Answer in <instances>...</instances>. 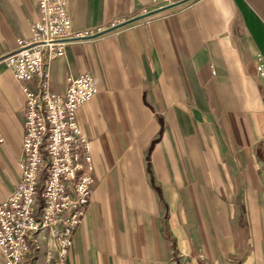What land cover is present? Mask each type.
<instances>
[{
	"label": "crops",
	"instance_id": "crops-1",
	"mask_svg": "<svg viewBox=\"0 0 264 264\" xmlns=\"http://www.w3.org/2000/svg\"><path fill=\"white\" fill-rule=\"evenodd\" d=\"M67 9L80 35L51 60L50 88L87 72L97 91L77 111L94 168L66 264H264V0ZM38 17V0H0V201L25 131L5 56ZM30 242L25 263L45 264L49 230Z\"/></svg>",
	"mask_w": 264,
	"mask_h": 264
},
{
	"label": "built area",
	"instance_id": "built-area-1",
	"mask_svg": "<svg viewBox=\"0 0 264 264\" xmlns=\"http://www.w3.org/2000/svg\"><path fill=\"white\" fill-rule=\"evenodd\" d=\"M67 3L38 0L39 17L31 24V36L19 38L5 56L26 100L20 179L0 201L1 264H26L30 241L42 228L49 230L53 241L45 264H66L90 202L91 142L78 123L77 111L97 87L87 72L66 76L63 91L52 90L49 81L51 60L64 53L69 39L80 35L72 31ZM260 68L264 77V67ZM33 79L34 87L29 84Z\"/></svg>",
	"mask_w": 264,
	"mask_h": 264
}]
</instances>
